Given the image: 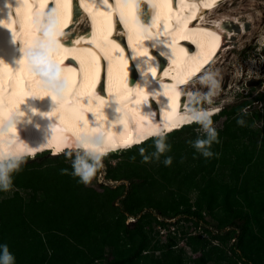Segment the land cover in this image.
<instances>
[{
	"label": "bare ground",
	"instance_id": "6f19581e",
	"mask_svg": "<svg viewBox=\"0 0 264 264\" xmlns=\"http://www.w3.org/2000/svg\"><path fill=\"white\" fill-rule=\"evenodd\" d=\"M240 2L0 0V157L102 155L221 111L197 102L195 82L239 27L258 29V15L241 16L249 9Z\"/></svg>",
	"mask_w": 264,
	"mask_h": 264
},
{
	"label": "trees",
	"instance_id": "16d2710c",
	"mask_svg": "<svg viewBox=\"0 0 264 264\" xmlns=\"http://www.w3.org/2000/svg\"><path fill=\"white\" fill-rule=\"evenodd\" d=\"M237 112V107L224 108L210 119ZM202 122L112 153L124 158L105 175L121 183L107 184L102 191L85 185L76 174L77 165L85 162L69 164L65 154L49 151L26 156L20 170L12 173V196L0 200V219L19 228V234L14 242L1 240L9 225L6 229L0 223V246L6 242L14 264H264V142L247 161H233V185L210 179L198 189L192 181L201 172L210 176L217 156L182 151L188 143L175 139L182 132L194 134ZM158 141L164 144L162 152ZM168 157L171 164L164 163ZM191 186L198 190L194 202L186 192ZM204 207L211 221L203 215ZM131 216L135 220L127 222ZM159 216L192 220L201 231L190 236V245L200 254L176 250L173 236L163 243L157 225L168 223Z\"/></svg>",
	"mask_w": 264,
	"mask_h": 264
},
{
	"label": "rangeland",
	"instance_id": "374dc122",
	"mask_svg": "<svg viewBox=\"0 0 264 264\" xmlns=\"http://www.w3.org/2000/svg\"><path fill=\"white\" fill-rule=\"evenodd\" d=\"M233 1L238 2V7H236V9L243 7V5L240 4L241 0ZM252 2H256L257 4L252 5ZM228 3H230V1ZM245 3V6L249 10H245L239 14H242L241 16L245 15L247 17L246 19H249L251 16L253 17L254 14L258 15L256 16L257 22H259L257 24L258 29L254 30L255 32L253 33L250 32V34L244 33L243 28L240 29L239 27V30H237L238 34L234 37L235 43H233V46L226 51L225 49L222 50L220 54V63L217 61L206 73H202L195 82V89L199 98L196 99L197 102L199 100L200 103H219L222 109L226 108L229 111H232L236 107L238 108V112L235 114L232 113L228 115V113H225L219 115L216 119H209L212 129H222L224 131L216 133V138L206 147L214 156H217V163L210 176H205V174L201 172L196 176L195 180L192 181V184L197 183V185H199L198 189H201L210 179L214 182L227 181L233 185V161L237 159L242 163L247 161L245 157L250 158L253 152L255 156V147L259 149L264 142V0H246ZM254 6H257L256 9L252 8ZM223 7V11L225 12L227 9H225V6ZM209 13L211 15L214 14L213 11ZM250 25L251 24L247 23L248 31L252 30ZM193 98L196 97L193 96L192 100ZM241 119L244 121L243 124L238 123ZM205 123L206 122H202L200 126L195 127L193 130L195 131L194 134H192L193 132H182L180 133L181 135H177L176 141L184 139L185 143H188L187 145L185 144V150L182 151L189 149V151H195L197 155H203V149H198L196 147V142L198 140L209 139L210 134L204 126ZM253 131H255L256 134L253 135ZM144 142L137 145H141ZM50 151L51 152L48 153L49 155L56 154L54 149ZM59 153L66 155V163L70 164L76 161L85 162L84 165H87V168H85L84 165L81 168L85 172H90L91 179L87 182L83 181L85 185L93 187L97 191H102L107 184L114 185V183H116L115 181L114 183H110L111 180H109L105 174L109 167L118 165L124 158L122 155L112 156L111 154L107 158H94L88 154V151L79 148H69ZM169 153L172 155L171 152ZM165 154L168 153L166 152ZM189 164H193L194 166L197 162L192 161L189 162ZM254 181L255 176L252 175L250 185H252ZM122 182L128 184L129 181L122 179ZM191 187H193V190L189 191L187 189L186 192L190 195L191 201L194 202L197 198L198 190L194 188V186ZM23 193L25 194V192ZM12 194L13 191L9 192V190L5 191V193H0V200L3 196H12ZM116 202L118 203V201ZM203 215L207 220H212L209 211L205 207L203 208ZM134 220L135 218L131 216L127 219V222H132ZM0 223H2V226H5L6 229L8 228L7 225H9L7 230L8 234H3L1 240L5 241L6 239H10L14 242L13 239L17 238L16 236L19 234V228L9 223L6 218L0 219ZM178 224L179 230L176 232V235L174 233L171 234L172 232L163 234L159 232L162 242L168 243L170 236H173L176 240V245L174 246L176 250H184L186 254H191L193 256L199 255L200 251L190 245V236L200 232L201 229L197 228L192 220L183 219L176 222V225ZM81 237L82 239L84 237L86 240V237L89 238V235L81 234ZM4 244L6 245V242ZM65 246L69 249V242H67ZM74 262V260L68 261L67 264H74Z\"/></svg>",
	"mask_w": 264,
	"mask_h": 264
},
{
	"label": "clouds",
	"instance_id": "9594fccd",
	"mask_svg": "<svg viewBox=\"0 0 264 264\" xmlns=\"http://www.w3.org/2000/svg\"><path fill=\"white\" fill-rule=\"evenodd\" d=\"M220 112L221 111H218V112L213 113L211 115L202 117V119L200 118L198 120L188 122V123L184 124L182 127L171 130L168 133H171L175 130L182 129L186 125H190V124H194V123H200L205 119H210L211 117L218 115ZM238 123L243 124L244 121L241 119L238 121ZM210 124H211V121L208 120L204 125L210 134L209 139L208 140H198L196 142V147L198 149H203V155L205 157H210L212 155V152L209 151L208 149H206L205 145H210L212 140H214L216 138V132L214 129H212L210 127ZM168 133H165L162 135H154V136H151L148 138L146 137L147 139H145L144 141L150 140L154 137L164 136ZM144 141H142V142H144ZM157 143H158V147H159L160 151L162 152L164 150V144L162 142H159V141ZM138 144H140V143H138ZM135 145H137V144H135ZM135 145H132V147H129V148L123 147V148H119V149H116L113 151H108V152L103 153L102 155L90 153L89 151H88V154H90L94 158H101L102 159L104 157L109 156L112 153H117V152H121V151L126 150V149H131V148L135 147ZM79 149H83V148H79ZM50 150H52V149H48L47 151L51 152ZM39 153H40V151H39ZM35 155H36V153L35 154L18 153V154H11V155H7L4 157H0V191H7L12 186V173L20 170L22 163L25 161V157L26 156L31 157V156H35ZM164 163L165 164H171L172 158L171 157L166 158ZM84 167L87 168V165H84ZM76 174L81 175L85 182H87L88 180L91 179L90 172L83 171V169L80 167L79 164L76 167ZM109 180H111V179H109ZM115 182L116 183H114V181L111 180L110 183H114V185L117 183L118 184L121 183V181H119V182L115 181ZM0 264H14V256L9 252L7 245L0 246Z\"/></svg>",
	"mask_w": 264,
	"mask_h": 264
},
{
	"label": "built area",
	"instance_id": "2783aa9c",
	"mask_svg": "<svg viewBox=\"0 0 264 264\" xmlns=\"http://www.w3.org/2000/svg\"><path fill=\"white\" fill-rule=\"evenodd\" d=\"M159 218L166 220L168 223L167 225H163V224L157 225V228L161 234L166 233V232L176 233L178 231V225H176L178 216L171 217V218H166V217L163 218L162 216H159Z\"/></svg>",
	"mask_w": 264,
	"mask_h": 264
},
{
	"label": "water",
	"instance_id": "95a60500",
	"mask_svg": "<svg viewBox=\"0 0 264 264\" xmlns=\"http://www.w3.org/2000/svg\"><path fill=\"white\" fill-rule=\"evenodd\" d=\"M101 79H102V77H101ZM99 85H102V87L101 86H99L101 89L103 88V83L102 84H99Z\"/></svg>",
	"mask_w": 264,
	"mask_h": 264
}]
</instances>
